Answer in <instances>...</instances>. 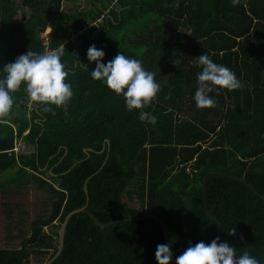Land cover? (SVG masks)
Wrapping results in <instances>:
<instances>
[{
	"label": "trees",
	"instance_id": "trees-1",
	"mask_svg": "<svg viewBox=\"0 0 264 264\" xmlns=\"http://www.w3.org/2000/svg\"><path fill=\"white\" fill-rule=\"evenodd\" d=\"M63 1L0 0V79L28 50L64 45L73 91L66 107L51 111L30 102L24 85L12 94L0 123V192L45 190L49 212L29 220L16 212L21 227L5 238L0 264L50 258L59 224L80 207L92 217H68L49 264H157L164 233L170 264L189 244L217 237L264 264V0H87L70 10ZM92 45L104 64L121 52L156 74L160 92L142 109L156 124L92 79ZM203 54L244 86L210 93L216 106L198 109Z\"/></svg>",
	"mask_w": 264,
	"mask_h": 264
},
{
	"label": "clouds",
	"instance_id": "clouds-1",
	"mask_svg": "<svg viewBox=\"0 0 264 264\" xmlns=\"http://www.w3.org/2000/svg\"><path fill=\"white\" fill-rule=\"evenodd\" d=\"M239 0H232L235 6ZM43 37V36H42ZM43 46V42H42ZM65 51L64 45L55 50H42L37 53L28 50L26 54L18 56L14 62L4 65L2 72L5 74L0 79V123H7L5 119L14 104L13 93L23 91L30 102L44 105V111H51L49 105L57 108L66 107L73 96L72 86L66 83L69 72L61 61ZM105 53L94 45L87 50V60L95 62V69L91 77L103 84L117 96H123L128 111L141 110V122L156 124L157 117L150 112L142 111L156 99L160 92V85L155 80V73L147 71L138 59H130L121 52L107 64L102 63ZM202 69L197 74V89L194 101L198 109L213 108L216 100L210 93L217 95L221 90L232 92L243 88L242 82L228 67L217 64L207 54L196 58ZM80 66H86L80 62ZM166 96L165 99H169ZM165 234V233H164ZM229 235H235L232 228ZM171 246L159 244L155 251L157 264H170L172 259ZM175 264H260V261L244 251L239 256L234 247L226 242H219V238L211 243L198 242L189 246L176 257Z\"/></svg>",
	"mask_w": 264,
	"mask_h": 264
},
{
	"label": "rangeland",
	"instance_id": "rangeland-1",
	"mask_svg": "<svg viewBox=\"0 0 264 264\" xmlns=\"http://www.w3.org/2000/svg\"><path fill=\"white\" fill-rule=\"evenodd\" d=\"M73 2H78L82 7H87V0H66L63 1L61 7L63 10H70ZM19 4V0H16ZM22 9L29 12V8L22 6ZM20 11V10H19ZM99 21V20H98ZM97 21V22H98ZM40 36H43V32ZM4 174L1 176V179ZM37 190L28 187H20L15 189L13 186L8 187V192H0V245L4 248L5 234L16 232V228H20L21 224L18 223V218L20 215H16V212L24 209L28 213V220L36 215L46 216L49 212V200L46 198V191L36 192ZM52 229V226H43L42 230L48 233ZM13 242L16 239L12 240ZM45 256H41L38 259L30 256L29 260L32 262L43 264L42 259Z\"/></svg>",
	"mask_w": 264,
	"mask_h": 264
},
{
	"label": "water",
	"instance_id": "water-1",
	"mask_svg": "<svg viewBox=\"0 0 264 264\" xmlns=\"http://www.w3.org/2000/svg\"><path fill=\"white\" fill-rule=\"evenodd\" d=\"M86 212L87 214H89L87 211H85V209L83 207H80V208H77V209H74L72 210L71 212H68L62 222L59 224V227H58V231H57V242H56V248H55V251L53 253V255L47 259L43 264H49L53 258H55L61 251V248H62V240H63V233H64V227H65V224H66V221L68 219V217L74 213V212ZM90 217H92L91 214H89ZM165 235V234H164ZM2 247V245H0V248Z\"/></svg>",
	"mask_w": 264,
	"mask_h": 264
},
{
	"label": "flooded vegetation",
	"instance_id": "flooded-vegetation-1",
	"mask_svg": "<svg viewBox=\"0 0 264 264\" xmlns=\"http://www.w3.org/2000/svg\"><path fill=\"white\" fill-rule=\"evenodd\" d=\"M25 211H26V210H25ZM17 212H18V211H17ZM26 212H27V211H26ZM27 216H28V213H27ZM17 228H18V227H17ZM17 228H16V229H17ZM15 233H16V232H14V233H6V234H5V238L7 237L8 234H15ZM27 233H28V232H27Z\"/></svg>",
	"mask_w": 264,
	"mask_h": 264
},
{
	"label": "bare ground",
	"instance_id": "bare-ground-1",
	"mask_svg": "<svg viewBox=\"0 0 264 264\" xmlns=\"http://www.w3.org/2000/svg\"><path fill=\"white\" fill-rule=\"evenodd\" d=\"M165 236V241H166V244H168L167 242H168V240H167V236L166 235H164ZM3 247H1L0 249H2ZM49 259V258H48ZM54 259V258H53ZM52 259V260H53ZM172 261H173V259H172Z\"/></svg>",
	"mask_w": 264,
	"mask_h": 264
},
{
	"label": "built area",
	"instance_id": "built-area-1",
	"mask_svg": "<svg viewBox=\"0 0 264 264\" xmlns=\"http://www.w3.org/2000/svg\"><path fill=\"white\" fill-rule=\"evenodd\" d=\"M48 50H49V49H46V48H45V49H44V52H45V51H48Z\"/></svg>",
	"mask_w": 264,
	"mask_h": 264
}]
</instances>
